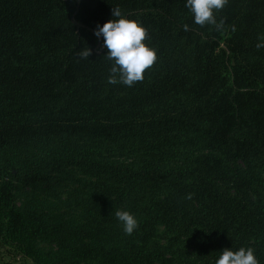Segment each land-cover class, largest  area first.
I'll return each instance as SVG.
<instances>
[{
  "label": "trees",
  "instance_id": "trees-1",
  "mask_svg": "<svg viewBox=\"0 0 264 264\" xmlns=\"http://www.w3.org/2000/svg\"><path fill=\"white\" fill-rule=\"evenodd\" d=\"M115 7L157 54L132 86L109 83L95 35ZM213 14L196 24L186 0H0L1 245L34 264H215L241 247L264 264V0ZM27 190L58 199L20 205ZM117 210L136 216L131 235Z\"/></svg>",
  "mask_w": 264,
  "mask_h": 264
},
{
  "label": "clouds",
  "instance_id": "clouds-1",
  "mask_svg": "<svg viewBox=\"0 0 264 264\" xmlns=\"http://www.w3.org/2000/svg\"><path fill=\"white\" fill-rule=\"evenodd\" d=\"M226 2L227 0H186V7L194 14L196 24H214V10L223 8ZM112 17L118 19L112 18L103 25H97L95 35L103 38L104 47L107 49L105 56L113 61L109 83L120 82L132 86L134 82L142 80L145 70L155 63L156 50L144 42L147 30L141 22L127 18L119 7L112 8ZM188 27L184 25L185 30ZM256 47H264V37ZM91 54L92 50L88 47L80 51L78 57L89 58ZM115 215L126 234L131 235L138 228L139 223L133 213L117 210ZM215 264H259V260L251 247H241L235 251L225 248Z\"/></svg>",
  "mask_w": 264,
  "mask_h": 264
},
{
  "label": "rangeland",
  "instance_id": "rangeland-1",
  "mask_svg": "<svg viewBox=\"0 0 264 264\" xmlns=\"http://www.w3.org/2000/svg\"><path fill=\"white\" fill-rule=\"evenodd\" d=\"M103 42L101 39H99L98 48L102 49ZM72 189V186L66 185L65 187H61L57 190V194L60 195L61 199H66L69 191ZM27 192V193H26ZM24 195L20 197L19 204L22 205L24 203H31L33 199H39V201H45V196L52 201H57L58 197L55 198L53 196L45 195L43 193L42 195H33L30 190H27ZM42 247H45V244L41 245ZM0 264H34V262L22 256L16 248L12 246H4L0 244ZM83 264H91V263H83Z\"/></svg>",
  "mask_w": 264,
  "mask_h": 264
}]
</instances>
